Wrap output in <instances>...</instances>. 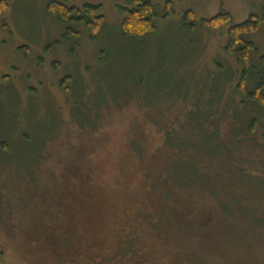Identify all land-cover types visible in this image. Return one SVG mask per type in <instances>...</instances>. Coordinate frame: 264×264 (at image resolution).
Here are the masks:
<instances>
[{"label": "rangeland", "instance_id": "rangeland-1", "mask_svg": "<svg viewBox=\"0 0 264 264\" xmlns=\"http://www.w3.org/2000/svg\"><path fill=\"white\" fill-rule=\"evenodd\" d=\"M7 1L0 14V264H264L262 132L259 126L251 143L233 139L235 125L244 133L233 115L253 105L242 107L241 68L224 51L229 25L198 27L220 13L241 24L261 14L264 0H149L156 30L140 41L121 35L118 7L132 8L126 0ZM53 1L100 5L95 40L81 25L72 26L78 38H64L65 26L46 11ZM167 2L173 15L164 18ZM186 11L195 15L192 32L181 25ZM244 39L264 53L262 28ZM210 101L215 107L203 122L216 123L217 141L229 151L197 155L212 190L182 187L166 132L194 137L182 128L188 113L206 111Z\"/></svg>", "mask_w": 264, "mask_h": 264}, {"label": "trees", "instance_id": "trees-1", "mask_svg": "<svg viewBox=\"0 0 264 264\" xmlns=\"http://www.w3.org/2000/svg\"><path fill=\"white\" fill-rule=\"evenodd\" d=\"M68 2L69 0H64ZM127 4L132 8L118 7L119 13L123 16L120 31L124 39L142 40L145 36L153 34L156 30L154 26V19L156 18V8L149 0H126ZM8 1L0 0V14L8 9ZM100 5L85 4L81 8L68 7L63 2L53 1L47 5L46 11L53 16L59 23L65 26L64 38H78V31L73 30L72 26L81 25L88 29L89 38L94 41L97 34L101 30L104 18L100 15ZM173 15L170 9V3H166L164 18ZM229 14L220 13L211 19H202L198 23L201 29H208L212 31L220 30L223 26L229 25L227 30V43L224 51L229 56H233L238 66L241 68V75L238 82L237 90L244 97L241 105L245 108L246 102L253 105L250 113L240 115H233L239 123L242 124L244 133L236 132L239 130L235 125V131L232 137L236 142H244L248 138L251 141L254 139L253 134L260 126L261 139L264 142V53H260L258 47L254 43L244 39L245 35L253 34L262 28L264 32V3L262 5L261 14L259 16L251 15L246 21L241 24L232 25ZM182 28L186 32H192L197 27L195 22V15L192 11H186L182 16ZM251 55L257 57V65H251ZM252 73V74H251ZM252 75L253 88L249 91L246 89L248 78ZM63 80L61 87L67 91L65 81ZM214 99V98H213ZM212 101V99H211ZM207 106L206 111H201L196 106L191 109L187 116V124L182 127L185 131H190L194 135L192 138H185L184 140L172 139V135L166 132V144L170 150L175 152V161L172 164L174 169V179L184 187L185 185L196 184L204 185L209 190H212L215 183L213 178L207 174L200 172L197 167V155L208 157H215L224 155L222 153L229 151L226 144L217 141L218 130L216 123L204 124L213 113L212 102ZM240 105V104H239ZM220 110V109H219ZM236 110V109H235ZM221 111V110H220ZM218 112V110H217ZM219 113V112H218ZM222 113V112H221ZM261 115V116H260ZM220 117V113H219ZM261 117V118H260ZM212 127H215L212 130ZM174 132V131H173ZM245 137L243 138V136ZM260 142H258L259 144ZM238 175L246 177L239 171ZM243 181L244 180L243 178Z\"/></svg>", "mask_w": 264, "mask_h": 264}]
</instances>
